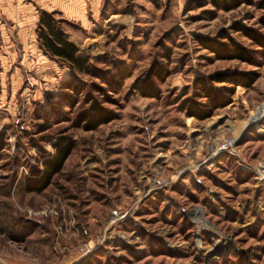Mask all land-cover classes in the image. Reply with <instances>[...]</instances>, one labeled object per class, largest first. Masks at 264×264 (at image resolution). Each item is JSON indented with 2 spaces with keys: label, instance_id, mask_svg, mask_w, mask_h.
I'll return each instance as SVG.
<instances>
[{
  "label": "rangeland",
  "instance_id": "374dc122",
  "mask_svg": "<svg viewBox=\"0 0 264 264\" xmlns=\"http://www.w3.org/2000/svg\"><path fill=\"white\" fill-rule=\"evenodd\" d=\"M68 2L0 6V264H264V56L241 30L264 36V0H100L73 6L81 18ZM43 18L86 70L43 51ZM147 78L155 97L139 93ZM199 79L228 95L204 119L183 108L204 101ZM92 102L113 118L85 130ZM60 137L61 168L26 190Z\"/></svg>",
  "mask_w": 264,
  "mask_h": 264
},
{
  "label": "trees",
  "instance_id": "16d2710c",
  "mask_svg": "<svg viewBox=\"0 0 264 264\" xmlns=\"http://www.w3.org/2000/svg\"><path fill=\"white\" fill-rule=\"evenodd\" d=\"M208 2L214 9L229 10L235 8L242 2L248 3L250 0H208ZM42 22L44 23L46 30L45 34L39 36L40 46L43 51L49 56L61 59L68 66H73L78 71L86 70L88 63L84 57L78 55L76 46L67 40L62 33L57 32L48 20L43 18ZM260 23L264 28V16L260 18ZM241 30L253 41L256 46H258L259 49L256 53L260 56H264V36L259 35L251 29L242 28ZM203 44L210 49L217 56V58H240L245 61L252 60L247 52L235 43L227 45L224 43L207 41ZM160 70V66L153 67L151 69V76L160 79V74L162 72V70ZM216 78H218L219 81L228 82L230 84L243 86L249 85V77H243V79H240L239 77L235 78L234 76H223V74H219ZM102 82H104L106 87L112 92H115L120 85L119 79L111 80L103 78ZM196 84L197 94L198 96L203 97L204 101L201 104H198L189 100L183 105V108L187 110V114L190 116L204 119L210 115L212 108L225 104L228 99V95H225V93L221 91L217 92L201 79H199ZM66 87L69 89L73 88L74 91L77 90V86L73 84L71 85V83H67ZM226 89L228 92L231 90L229 88ZM97 90L103 92L101 87H97ZM138 90L141 95L148 97H155L157 93L156 88L152 85L150 79L148 78L141 83ZM112 118L113 114L109 110L98 105L96 102L90 103L89 107L82 112L79 117L80 123H82V127L85 130L93 129L99 124L111 120ZM52 148V154L42 160V169L37 172V177L35 179H26V184L24 185L26 190L40 191L48 184L51 176L59 171L62 163L70 153L72 143L64 137H60L52 144Z\"/></svg>",
  "mask_w": 264,
  "mask_h": 264
},
{
  "label": "crops",
  "instance_id": "0c3cea01",
  "mask_svg": "<svg viewBox=\"0 0 264 264\" xmlns=\"http://www.w3.org/2000/svg\"><path fill=\"white\" fill-rule=\"evenodd\" d=\"M81 1L80 0H69V2H68V7L70 8L69 11L74 13V15H76L77 17H80V18L82 17V13H80L81 10L80 11L79 10L74 11L73 6H75L77 8L81 3L87 5L88 2H91L92 5H97L100 0H81ZM6 5L7 6L11 5V0L10 1L9 0H0V6H6Z\"/></svg>",
  "mask_w": 264,
  "mask_h": 264
}]
</instances>
